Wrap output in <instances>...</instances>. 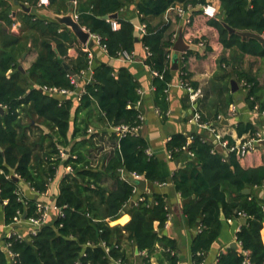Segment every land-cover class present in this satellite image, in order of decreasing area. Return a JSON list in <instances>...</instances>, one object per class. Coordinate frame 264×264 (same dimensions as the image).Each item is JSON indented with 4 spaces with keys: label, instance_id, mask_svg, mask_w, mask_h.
Wrapping results in <instances>:
<instances>
[{
    "label": "trees",
    "instance_id": "16d2710c",
    "mask_svg": "<svg viewBox=\"0 0 264 264\" xmlns=\"http://www.w3.org/2000/svg\"><path fill=\"white\" fill-rule=\"evenodd\" d=\"M72 1L49 0L45 5L40 0H0V106L4 109L0 111V224H13L17 216L29 219L41 215L40 199L27 197L21 180L41 195L48 193L50 183L59 178L61 165L71 169L59 178L55 205L61 208V214L28 236L5 234L0 239V264H113V259L127 264L122 248L124 236L149 254L161 240L174 247V240L161 235L169 217L167 195L144 192V199L135 200V185L126 179L134 172L150 185L171 181L181 194L188 224L200 227L192 244L196 264L219 237L224 220L242 217L246 220L237 232L241 248L222 253L218 264H264V165L242 166L236 152L225 148L219 151L214 139L203 131H194L191 136L174 133L166 143L167 152L174 161L181 159L184 164L169 178L159 157L148 152V140L141 132L120 136L111 130L112 125L141 123V112L136 107L139 83L128 67L95 64L90 51L83 48L76 58L69 56V48L79 41L77 35L37 10L47 8L66 14L74 8ZM208 2L78 0L74 11L79 23L100 37L109 56L131 53L140 44L147 48L146 63L162 75H154L153 83L156 105L165 115L169 109L167 92L174 76L175 29L172 20L158 24L152 20L177 5L189 11ZM220 2V19L213 24L219 29L224 47L231 50V57L220 59V72L243 83L250 107L264 111V84L257 75L241 68L235 54L264 59V43L230 33L224 25L264 36V0ZM130 3L145 24V32L123 15L122 10ZM114 13H118L116 29L104 18ZM15 25L18 31L13 30ZM32 53L35 58L24 69V55ZM65 63L83 84L84 91L77 97L41 88H78ZM89 69L92 78L88 81ZM179 69L181 77L190 80L186 68ZM190 84L199 86L193 80ZM203 96L200 102L207 99L206 93ZM234 101L230 86L220 87L213 115H205L199 106L195 109L201 112L203 122L210 123ZM237 129L240 135H256L252 124L239 123ZM227 139L228 147L236 144L232 137ZM106 141L109 150L104 149ZM246 188L249 193H244ZM142 264H151L149 256Z\"/></svg>",
    "mask_w": 264,
    "mask_h": 264
},
{
    "label": "crops",
    "instance_id": "0c3cea01",
    "mask_svg": "<svg viewBox=\"0 0 264 264\" xmlns=\"http://www.w3.org/2000/svg\"><path fill=\"white\" fill-rule=\"evenodd\" d=\"M206 5H210L215 9L213 16L205 13L203 7H196L189 11L184 9L185 13L181 14L179 9L182 6L177 5L170 8L163 16L152 20L154 24H158L164 20H172L175 29L173 34L175 42L180 33H183L185 42L189 45L186 51L178 52L179 66L177 69H173V80L167 92L169 109L165 115L161 113L155 102L154 74L150 66L146 63L149 52L142 44L132 52L134 56L132 61L125 60L119 56H109L107 50L93 37H91V39L95 40L93 46L89 44L84 45L78 39V43H74L68 52L71 58H76L80 49L83 48L92 53V62L95 64L106 62L113 65L116 69L122 66L128 67L139 83L138 91L140 93L141 104L139 107L136 104V107L139 108L145 118L140 132L147 138L152 153L157 155L161 160L164 172L169 178H171L177 168L184 164L181 159L174 161L167 152L166 143L172 134L184 133L191 136L192 132L200 130L208 138H212L216 142V134L207 129L199 128L196 123L190 122V118L193 115L194 108L198 106L201 107L200 109L205 115L208 113L213 115L212 113L217 107L219 88H224L225 86H230L232 93H234L235 101L228 108L221 111L218 115V120L210 119L209 124H213L216 127L217 135L223 140H228L227 137H232L235 143H241L259 137V140L254 143L253 149L245 157L239 158V160L241 165L246 168L264 165V143L262 142L264 141V111H260L257 107H250L247 101V90L243 83L238 82L233 76H222L225 74L222 71L220 72V59L225 56L231 57V50L224 47L220 41L219 29L213 24V21L220 19L221 2L220 0H209ZM199 9L201 11L196 12ZM49 12L52 11L47 8H42L39 9L38 14L52 18ZM122 13L127 18L133 20L137 27H140L142 24L135 6L132 3L130 5L128 4L122 10ZM18 28V26L14 27L13 30L18 31ZM172 49L174 51L172 55L174 56L177 51L174 47ZM188 50L191 53L187 54ZM235 54L239 57L237 63L241 68L257 75L260 83L264 84V59L248 54L244 56H241L239 53ZM34 58V53L28 56L24 55L22 62L23 68L27 69ZM180 66H184L190 73V80L199 83L198 87H201L203 93H206V100L200 102L205 97L203 96L199 101L192 104L186 88V84H190V80L181 77L182 72L179 69ZM231 69L232 66H229L228 70ZM233 80L238 84L236 90L232 88ZM79 85L78 91L83 88V84ZM233 105L236 106L234 110ZM239 123L252 124L256 129V135L252 136L249 132L240 135L237 129ZM108 142L103 143L104 149L109 150ZM190 158H193V155ZM67 171H71L70 167L65 168L61 165L58 169L57 176L60 178ZM59 178L54 179L50 183L48 193L41 195H38L28 183L22 180L20 181V185L23 193L27 197H37L40 201L54 206L59 188ZM142 179L144 178L134 180L136 189L134 199L137 200L142 197L144 192H160L167 195L169 217L165 227L161 230V235L174 240L175 246L168 247L165 242L166 240H161L153 252L149 254L147 251H140L132 240L124 236L122 237V248L127 264H142L144 258L148 256L151 264H196L192 244L200 232V227L197 225L190 226L188 224L183 210V198L181 194L175 190L171 181L150 185L147 180L148 183L145 190H141L139 182ZM261 193L264 197V191ZM56 214L57 211L54 208H50L49 219L56 216ZM242 224L244 223L241 222V218L224 220L219 237L214 241L211 248L203 253L204 258L199 264H218L219 257L222 253L231 248L240 249L241 245L237 240V232ZM31 231L32 227L25 219L10 225L1 223L0 239L5 234L9 236L11 233H20L22 236H28L32 233ZM261 234L264 242V225ZM235 242L238 244L237 247L233 246ZM171 257H175V261Z\"/></svg>",
    "mask_w": 264,
    "mask_h": 264
},
{
    "label": "built area",
    "instance_id": "2783aa9c",
    "mask_svg": "<svg viewBox=\"0 0 264 264\" xmlns=\"http://www.w3.org/2000/svg\"><path fill=\"white\" fill-rule=\"evenodd\" d=\"M48 1L49 0H40V2L42 4H48ZM72 3L74 4V8H75V5L78 3V0H73ZM203 9H204V12L207 13L208 15L210 16H213L214 13H215V9L210 6V5H204L203 6ZM179 12L181 14H184L185 13V10L184 8H180L179 9ZM179 13V14H180ZM75 18L78 19V14L75 13ZM112 23V26L114 29L118 28L119 27V23L117 22L116 19H109ZM18 25H15V27H17ZM139 30L141 32H145V24H141L140 27H139ZM91 37H93L95 40H97L98 42H100V37L98 35H95V34H91ZM89 56L90 58H92V53L89 52ZM119 57L121 58H124L125 60H128V61H132L134 59V56H133V53L131 52H127V51H123L119 54ZM154 75H160L162 77L161 74H159L158 72L156 71H152ZM88 74V81L91 80L92 76H91V69H89L87 71ZM72 82L76 85V87H78L77 89H74V90H67V89H58V88H54V87H49V86H42L41 88L43 90H46V91H49V92H54V93H62V94H65V95H68V96H79L81 95V93H83L84 91V88H82L80 91H78L79 89V81L77 79V77L72 74ZM186 88L189 92V96H190V100L193 103L197 102L198 99L200 97L203 96V90L201 87H198V88H194L192 87L190 84H186ZM141 104V101L139 100L137 102V107H139ZM235 105H233V110L235 109ZM140 117V120H141V123L138 124V125H135V126H130V125H125V124H120V125H112L111 126V130L115 131L118 135L122 136V135H125L127 133H137V132H140L141 129H142V126L144 124V115L142 113H140L139 115ZM190 122H194L198 125L199 128H202V129H207L211 132H213L214 134H216L217 136V141L222 145L223 148L229 150V151H234L236 152L238 158H243L245 157L254 147V143L256 141L259 140V137H256V138H252L251 140H248V141H245V142H241V143H236L232 146H229L228 147V141L227 140H223L222 138H219V135H217V129L216 127L213 125V124H209L207 122H203L202 121V116H201V113L194 108V112H193V115L191 116L190 118ZM148 152L150 154H152V151L151 150H148ZM61 155L62 156H65V152L62 151L61 152ZM141 178H144L141 174H138V173H131L130 175H126V179H128L129 181H131L133 184H134V180H138V179H141ZM135 187H134V191H135ZM144 199V197H140L139 200H142ZM38 206H39V210H41V215L39 217H30L29 219H26L25 220L29 223V225L32 227V233H35L39 227H41L43 224H45L48 220H49V212H50V208H54L58 214H61V208L58 207L57 205H54V206H50L48 203H44L42 201H40L38 203ZM24 218L23 217H19L17 216L15 218V223L17 222H20L21 220H23ZM12 234H17L18 236H21L22 235L20 233H11L9 234V236H11ZM109 247H107V250L109 251ZM113 264H125L123 263L120 259H113Z\"/></svg>",
    "mask_w": 264,
    "mask_h": 264
},
{
    "label": "water",
    "instance_id": "95a60500",
    "mask_svg": "<svg viewBox=\"0 0 264 264\" xmlns=\"http://www.w3.org/2000/svg\"><path fill=\"white\" fill-rule=\"evenodd\" d=\"M25 9H27L28 11H34V9H32L31 7H24ZM37 12H39V10H37ZM43 13V12H40ZM49 15L52 16V18L58 20L59 22H61L62 24H65L66 26L70 27L72 29V31L77 35L78 39L84 44L87 45L89 44L90 46H93V44L95 43L94 39H91V32L89 30H87L85 27H83L77 18H75V11L74 8H71V10L66 13V14H56L54 12H49ZM118 17V13H114V14H107L104 15V18L106 19H115ZM225 27L229 30L230 33H238L243 37H255L258 38L259 40H261L264 43V37L258 33L252 32V31H237L236 29H234L233 27H231L230 25H228L227 23L224 22ZM189 48V45L185 42L184 39V35L183 33H180L178 39L175 42L174 45V49L177 51L176 54L173 56V69H177L179 66V54L178 52H183L186 51ZM65 67L70 71L71 74H74V72L70 69V66L68 64L65 63ZM20 68L22 69V66H20ZM232 88L233 90H236L238 88V84L235 80L232 81ZM4 109L0 106V111L2 112ZM264 143V141H262ZM216 145H217V149L221 152H223V147L220 143H218V141L216 140ZM15 179L20 180L18 176L14 175ZM147 179L144 178L142 180H140L139 182V187L141 190H145L146 186H147ZM250 189L246 188L244 190V193H249ZM23 218L25 219V215L23 216ZM224 218V216H223ZM245 217L241 218V222L244 223L245 222ZM237 242H235L233 244V246L237 247Z\"/></svg>",
    "mask_w": 264,
    "mask_h": 264
}]
</instances>
